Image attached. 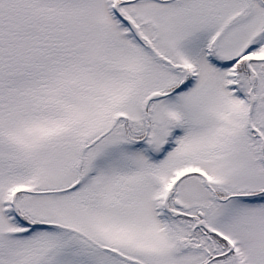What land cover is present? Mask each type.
I'll return each mask as SVG.
<instances>
[{
  "label": "snow or ice",
  "instance_id": "snow-or-ice-1",
  "mask_svg": "<svg viewBox=\"0 0 264 264\" xmlns=\"http://www.w3.org/2000/svg\"><path fill=\"white\" fill-rule=\"evenodd\" d=\"M0 264H264V0H0Z\"/></svg>",
  "mask_w": 264,
  "mask_h": 264
}]
</instances>
